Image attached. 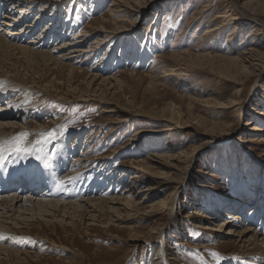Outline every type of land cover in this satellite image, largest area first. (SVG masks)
<instances>
[{"label":"rangeland","instance_id":"1","mask_svg":"<svg viewBox=\"0 0 264 264\" xmlns=\"http://www.w3.org/2000/svg\"><path fill=\"white\" fill-rule=\"evenodd\" d=\"M41 1L29 20L44 15L37 32H52L49 47L58 34L65 42L86 35L81 46L88 52L71 60L83 72L52 71L61 84L31 91L16 127L1 138L28 132L33 147L41 134L67 124L63 136L43 145L47 169L61 177L88 153L92 161L74 169L85 168L81 192L107 200L132 192L139 210L119 206L107 228L95 212L97 221L86 225L21 229L8 246L26 254L9 261L1 255L3 264H164L155 260L164 248L170 264H217L212 252L223 257L218 264H264L259 250L240 251L225 235L232 227L251 228L247 237L256 232L264 239V0H129L136 16L122 17L113 34L93 28L103 18L100 25L112 32L117 18L108 14L116 0H56L43 13ZM224 12V27L209 34ZM12 53L0 42V64ZM242 56L259 58L263 67L251 68ZM229 59L236 62L231 69ZM87 72L99 74L100 82L90 83ZM7 153L22 160L21 167L33 161L43 168L34 156ZM145 188L150 191L139 192ZM231 215L239 220L231 224ZM160 227L167 246L156 236Z\"/></svg>","mask_w":264,"mask_h":264},{"label":"bare ground","instance_id":"2","mask_svg":"<svg viewBox=\"0 0 264 264\" xmlns=\"http://www.w3.org/2000/svg\"><path fill=\"white\" fill-rule=\"evenodd\" d=\"M116 1L117 3L115 2L110 5V13L108 14L109 17L117 18H111L112 20L116 19L111 25L114 27L112 32L109 33L110 30L107 31L104 26L100 25L99 20H102L103 18L94 21L95 23H98V28H93L94 31L98 30L101 32H107L108 34H113V30L118 28L116 24H118V22H125V18L122 17L125 16L127 18L129 16H136V9H134L135 7H132V5H134L133 3H131L132 5L129 4V0ZM139 1L140 3L142 2V4H147L151 0ZM39 2L41 4L43 1L0 0V19L2 20L0 23L2 24V28L0 27L2 29L0 30V42L7 44L13 50L11 57L6 62L0 64V82H3V87L0 88V138L5 134V129H13L16 127V122L14 119L23 114L24 111L21 109L22 107L20 108V105L23 104L31 91L33 92L35 89H37V91H47V89H52L56 84L60 83L57 82L54 76H50L52 71L56 69L58 70L60 67L63 69V71H66L67 77H73V75L83 72L81 68L75 67V63L71 60L73 58L78 60L82 54L88 52L81 46V44H83L85 41L84 37L82 36L86 35L75 34L73 39L71 37L68 42H65L66 40H59V37L63 34H58V38H50V40L53 42L49 47V43L47 44V37L51 36L50 34L52 32L48 33L49 30L47 28L42 33L37 32L39 28L42 27V23L45 22L44 15L41 16L38 12L39 16H37L34 20L31 18L30 20L32 21L29 22V16L34 12L35 7L39 5ZM44 2L45 3L43 6H41V13H43L45 9L48 8V6L50 7V5L56 2V0H46ZM29 9L32 12H28L27 15H23V12L26 10L30 11ZM16 13L19 14L18 18L15 17ZM226 18L225 12L218 15L216 20L221 19L219 20L220 23L218 25L212 26L208 33L211 34L220 31L224 27L223 25ZM20 20L22 21V26L19 27V24H21ZM26 20H28V22ZM55 20H57V17ZM47 26L49 27V25ZM32 35L35 36L31 38ZM54 40L59 41L54 42ZM100 42L101 41H97L93 44L96 46V44H99ZM249 51L253 53L252 51L254 50L249 49ZM16 54H20L21 56L17 57ZM245 54L250 53H242L241 55ZM34 56L39 58V61L37 60L39 63H36L35 60V62L33 61ZM239 58L242 62L248 63V65L253 69H256L257 67H263V63L259 58L252 57L249 62L247 60L249 56L247 58L245 56ZM229 60H226V62L229 66L228 69H231L236 65V62H234V59ZM29 70L31 71V74H29ZM98 75L99 74L97 73L89 74V72H87L85 76L87 79H90L89 82L92 83L98 79ZM44 76H50L51 79L45 83V81H43L45 80ZM110 78L111 77H109V79ZM102 79L105 80V78ZM105 81L104 83L107 82ZM15 90L20 91L19 95L16 97L12 95L11 97L10 95L12 91ZM2 107L5 108L2 109ZM173 124L177 126L175 123ZM246 125L250 126L253 131L261 130L257 126H254V123L250 121H248ZM7 154L9 155V153L5 152L3 155H0V256L4 255L8 261L11 257H17V260H19L22 255L26 254L24 250L22 252L20 249L16 250L8 246L14 240L15 236L20 235L19 233L21 229H30L31 227L40 229L43 223H59L65 225L72 224V226H76V224L79 226L84 224L86 225V222L90 223L92 221H97V216L94 215L95 212H97L99 216L104 217V219L99 221L100 227L107 228V226H111L112 217H116L118 214L119 206H124V208L138 209V204L134 203L133 201L132 192L129 194L131 198L111 197L109 200L103 197H89L87 192L85 194L81 192L79 184L85 175V168L79 167V171L76 170V172H74V169L77 168L79 164L83 166V163L86 164L92 161V158L87 156L88 153L85 154V157L81 158L79 156L80 158L74 159L76 167L73 170L67 169L68 171L66 170L67 172L64 175L63 173L65 171L61 173V177L63 179L56 175L52 170L44 169L41 166L38 167V164L33 161L21 167L23 164L22 160H19L15 157L9 158L10 156ZM72 166H74V164ZM114 172H116V170H114ZM111 173L106 174L107 179L113 178L112 176L114 174ZM120 175L122 178L124 177L123 172H121ZM131 177L134 179L138 176L131 175ZM58 180H63V185L60 184ZM149 188L139 190V192L143 193L150 191ZM40 189H43L41 190L43 192H41ZM132 189L133 187L131 186L130 189L126 188L124 192L127 193L132 191ZM172 209L174 210V207H172L171 210ZM166 211L170 213L168 209ZM230 218H232L231 224L239 220L238 215H231ZM67 220L70 221L66 222ZM104 220L106 221L104 222ZM171 221L175 222L174 216H172ZM92 225L94 224H90L88 226ZM196 228L201 227L200 225H196ZM205 229L209 230L208 227H205ZM250 231H252L251 228L239 231L235 228L233 229L232 227L225 230V235L229 236L227 240L230 243L235 245L241 244L238 246L240 251L249 250L250 252V250H259L260 254L264 257V239L259 240V236L256 232H254L250 237H247V235L250 234ZM164 234L165 232L164 230L162 231L161 227L156 232V236L160 238L161 241H163V245L167 246ZM231 237H236V240L233 241ZM208 246L209 245L203 244L200 248H206ZM166 248L175 249L172 248V244L169 243L168 247ZM164 252H166L165 248L163 251L160 250L155 260L162 261L163 259L164 264H170L168 260L164 259ZM170 260L176 259L172 258ZM0 264H3L1 260Z\"/></svg>","mask_w":264,"mask_h":264},{"label":"snow or ice","instance_id":"3","mask_svg":"<svg viewBox=\"0 0 264 264\" xmlns=\"http://www.w3.org/2000/svg\"><path fill=\"white\" fill-rule=\"evenodd\" d=\"M3 87V82H0V88ZM68 125L65 124L59 130L49 131L47 133L41 134V139L35 142L36 146L29 147L30 141H28V132H21L15 136L9 138H0V155H3L5 152H15L23 153L27 155L34 156L37 161H40L43 168L47 169L49 167L47 158L43 155L44 153V144L51 143L57 140L59 137L64 135V132L67 131ZM39 167V165H38ZM60 184H63L64 181H59ZM196 235V233H193ZM212 257L218 262L223 259L219 253L212 252Z\"/></svg>","mask_w":264,"mask_h":264}]
</instances>
